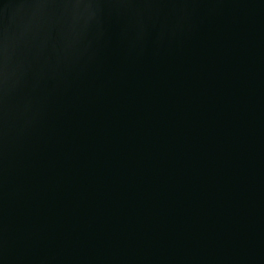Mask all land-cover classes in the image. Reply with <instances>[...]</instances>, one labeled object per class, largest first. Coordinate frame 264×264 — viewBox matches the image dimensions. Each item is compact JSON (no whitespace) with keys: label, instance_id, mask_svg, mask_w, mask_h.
I'll return each instance as SVG.
<instances>
[{"label":"water","instance_id":"water-1","mask_svg":"<svg viewBox=\"0 0 264 264\" xmlns=\"http://www.w3.org/2000/svg\"><path fill=\"white\" fill-rule=\"evenodd\" d=\"M0 264H264V0H0Z\"/></svg>","mask_w":264,"mask_h":264}]
</instances>
